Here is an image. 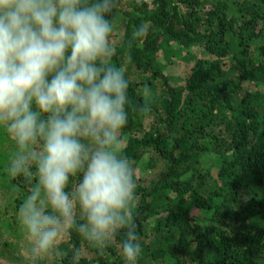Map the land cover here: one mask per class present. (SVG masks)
Returning <instances> with one entry per match:
<instances>
[{
  "label": "trees",
  "instance_id": "trees-1",
  "mask_svg": "<svg viewBox=\"0 0 264 264\" xmlns=\"http://www.w3.org/2000/svg\"><path fill=\"white\" fill-rule=\"evenodd\" d=\"M119 3L112 63L130 54L124 67L133 105L145 86L152 92L150 114L130 110L123 130L136 167V264H264V0ZM142 20L152 30L129 50ZM195 45L205 55L173 84L164 61ZM13 150L0 129V232L18 237V208L35 177H7ZM77 180L70 178L69 190ZM123 231L103 254L73 232L51 264H70L75 246L89 250L79 264H126Z\"/></svg>",
  "mask_w": 264,
  "mask_h": 264
},
{
  "label": "clouds",
  "instance_id": "clouds-1",
  "mask_svg": "<svg viewBox=\"0 0 264 264\" xmlns=\"http://www.w3.org/2000/svg\"><path fill=\"white\" fill-rule=\"evenodd\" d=\"M119 0H0V129L14 150L9 179L33 176L18 208L25 264L63 256L73 232L104 253L122 232L121 253L136 264V167L125 154L129 112L147 117L152 92L133 105L126 65L112 63ZM151 22L136 26L127 48L142 44ZM70 178H78L69 190ZM74 247L70 264H79Z\"/></svg>",
  "mask_w": 264,
  "mask_h": 264
},
{
  "label": "rangeland",
  "instance_id": "rangeland-1",
  "mask_svg": "<svg viewBox=\"0 0 264 264\" xmlns=\"http://www.w3.org/2000/svg\"><path fill=\"white\" fill-rule=\"evenodd\" d=\"M205 52L204 49L201 46H192L189 50H183L182 54L179 56H174L170 60H165V67H166V75L171 79L173 84H178L182 79L185 78L187 70L191 67L193 64L194 58L197 56H204ZM159 90V89H158ZM142 176H144V172H142ZM2 234V241L8 240L9 243L1 244L0 245V263L1 264H25L24 258L20 255V248L23 245V235L22 233L17 237L14 235H6L3 232ZM66 244V238L62 245L65 246ZM61 245V248L64 253L65 247ZM68 247V246H66ZM82 255L89 256V250L84 248L82 250ZM59 257H55L49 261L46 262V264H51L53 261H56V259Z\"/></svg>",
  "mask_w": 264,
  "mask_h": 264
}]
</instances>
